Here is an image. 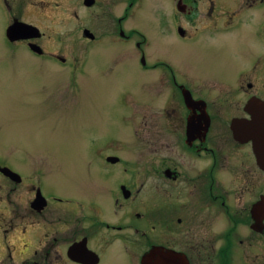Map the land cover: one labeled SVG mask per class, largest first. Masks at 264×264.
<instances>
[{
  "label": "flooded vegetation",
  "instance_id": "1",
  "mask_svg": "<svg viewBox=\"0 0 264 264\" xmlns=\"http://www.w3.org/2000/svg\"><path fill=\"white\" fill-rule=\"evenodd\" d=\"M0 4L3 36L43 54L31 38L40 29L13 27L29 22L11 14L8 0ZM169 6L161 14L174 34L159 23L158 37L139 55L144 69L156 48L165 55L147 66L161 63L170 75L151 73V83L163 79L169 88L148 124L152 144L164 154L84 157L81 178L64 179L70 190L61 192L49 188L54 167L42 158L32 166L26 158L0 156V264H264V0ZM244 22L254 25V36L247 34L245 65L233 78L200 75L199 46L167 53L165 43L205 37L209 59L221 50L229 54L225 41ZM11 25L14 37L7 33ZM19 28L29 36L18 35ZM118 33L124 35L121 27ZM192 58L197 70L189 67Z\"/></svg>",
  "mask_w": 264,
  "mask_h": 264
},
{
  "label": "rangeland",
  "instance_id": "2",
  "mask_svg": "<svg viewBox=\"0 0 264 264\" xmlns=\"http://www.w3.org/2000/svg\"><path fill=\"white\" fill-rule=\"evenodd\" d=\"M8 1L11 14L42 32L31 38L41 45L43 54L31 52L26 40L12 42L3 36L0 4V156L17 161L26 158L32 166L42 158L44 166L54 167L48 172L49 188L61 192L70 190L64 179L81 178L84 157L110 152L125 157L164 154L162 146L152 144L153 130L148 124L152 111H162L169 88L162 86L163 79L151 83V73L170 75L161 63L153 69L147 66L165 55L156 48L146 59L145 69L139 55L142 47L149 48L151 37H158L159 23L174 34L170 19L162 15V7L168 15L171 7L167 6L174 0H95L91 6L83 0ZM117 16H121L119 24ZM85 27L95 41L88 40ZM253 28L244 22L233 29L234 35L225 41L229 54L221 50L213 59L204 53L210 48V38L165 46L167 53L179 45L183 52L185 44L199 46L204 54L198 63L200 75L233 78L245 65V38L254 36ZM190 60L189 67L197 70L196 58ZM178 69L185 71L179 65Z\"/></svg>",
  "mask_w": 264,
  "mask_h": 264
},
{
  "label": "water",
  "instance_id": "3",
  "mask_svg": "<svg viewBox=\"0 0 264 264\" xmlns=\"http://www.w3.org/2000/svg\"><path fill=\"white\" fill-rule=\"evenodd\" d=\"M18 24H19V26L22 27L23 31H24L25 29H31V30H33V31L38 30V28H37L36 26H34L33 24L26 23V22H22V21L17 22V24H14L13 27H16ZM34 29H35V30H34ZM88 31H89V30H88L87 28H84V34H87ZM16 33H17L18 35H20V36H29V34H24V33H22V32L20 31V28H19V30H18ZM8 34H9L10 37H14V35H13V29H12V25H11V26L9 27V29H8Z\"/></svg>",
  "mask_w": 264,
  "mask_h": 264
}]
</instances>
